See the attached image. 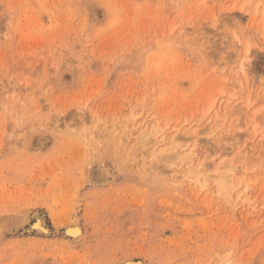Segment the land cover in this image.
I'll use <instances>...</instances> for the list:
<instances>
[{"label":"rangeland","instance_id":"rangeland-1","mask_svg":"<svg viewBox=\"0 0 264 264\" xmlns=\"http://www.w3.org/2000/svg\"><path fill=\"white\" fill-rule=\"evenodd\" d=\"M263 93L264 0H0V264H264Z\"/></svg>","mask_w":264,"mask_h":264},{"label":"bare ground","instance_id":"bare-ground-1","mask_svg":"<svg viewBox=\"0 0 264 264\" xmlns=\"http://www.w3.org/2000/svg\"><path fill=\"white\" fill-rule=\"evenodd\" d=\"M247 55V54H246ZM231 56H233V55H231ZM247 58H245L244 57V63L245 62H248V55L246 56ZM244 63H241V66H240V68H241V70L243 71V72H245V65H244ZM229 64V63H228ZM247 64H249V63H247ZM252 67V66H251ZM241 71V73H242V77H244V74H243V72ZM238 74V73H237ZM245 76H246V74H245ZM245 79V78H244ZM245 81V80H244ZM255 81V80H254ZM235 82H237L236 80H235ZM238 82H240V81H238ZM254 84H255V82H254ZM238 85V84H237ZM253 85V84H252ZM262 85V84H261ZM239 86V85H238ZM243 87V86H242ZM261 87V86H260ZM244 90V89H243ZM242 91V90H241ZM262 92H263V90H262ZM249 93V92H248ZM258 93H259V91H258ZM258 93L256 94V95H258ZM250 94H252L251 92L248 94L249 95V97H252V95H250ZM260 94V93H259ZM262 94V93H261ZM264 94V93H263ZM232 98V97H231ZM256 98H259L258 96L256 97ZM247 99H248V102L249 101H251V100H249V98H248V96H247ZM247 99H246V101H247ZM253 100H255L254 98H253ZM248 102H245L246 104L248 103ZM254 102V101H253ZM255 103V102H254ZM245 104V105H246ZM250 104V103H249ZM251 104H252V102H251ZM250 104V105H251ZM248 105V104H247ZM250 105H248V106H250ZM252 108V107H251ZM258 111H260V110H258ZM263 111V110H262ZM261 111V112H262ZM254 112V111H253ZM259 113V112H258ZM254 114V113H253ZM251 123V122H250ZM255 126V125H254ZM246 127V126H245ZM151 129V128H150ZM157 129L158 128H156V130L154 131V135H155V132H156V134H158L157 132L160 130H158L157 131ZM162 130L163 129H161L160 131L162 132ZM145 132V131H144ZM160 133V132H159ZM151 135L153 136V133H151ZM150 135V136H151ZM142 136V135H141ZM141 136L139 137V141H141ZM145 136H146V134H145ZM145 136H144V138L143 139H145ZM149 136V135H148ZM148 136H147V140H148V142H149V139L150 138H148ZM156 135L154 136V137H152V138H155V142L156 143H158L156 140ZM163 138V137H162ZM161 138V139H162ZM171 139H173V141H171V142H169V143H171L172 145L171 146H173V147H171L170 149H173L174 148V150H173V152L172 153H170V151H169V153H168V151H166V154L165 153H163L165 156L163 157V154H162V156H161V153L164 151H159V156L160 157H163L162 159L161 158H158L159 156L158 155H156V153H154L156 156H158L157 157V159L159 160V159H161V162H160V160H159V162L160 163H171L172 165L173 164H175L178 160L180 161L181 160V157L183 156V155H188V157L187 156H184L185 157V159H187V160H191L192 161V159H194L193 158V156H194V152L192 151H190V150H188V152H183V155H181V157H180V151H181V149L182 148H180V144L179 143H181V141L179 142V140L177 141V138H171ZM146 140V141H147ZM152 140V139H151ZM150 140V141H151ZM160 140V139H159ZM144 141V140H143ZM179 142V143H178ZM141 143V142H140ZM151 143V142H150ZM148 144V143H147ZM147 144H144L145 146L147 145ZM152 145L154 144L155 145V143H153V140H152V143H151ZM159 144V143H158ZM157 144V145H158ZM143 145V144H142ZM144 146V147H145ZM168 146V145H167ZM183 146V145H182ZM166 147V146H165ZM165 147H163V148H165ZM157 148V147H156ZM155 149V148H154ZM184 149V148H183ZM188 149V148H187ZM191 149V148H190ZM146 151V150H145ZM172 151V150H171ZM158 153V152H157ZM168 153V154H167ZM187 153H189V154H187ZM153 154V153H152ZM151 154V155H152ZM182 154V153H181ZM154 156V155H153ZM155 157V156H154ZM150 158H151V156H150ZM156 158V157H155ZM156 159V160H157ZM184 158H182V162H184L183 160H185ZM150 160V159H149ZM186 160V161H187ZM141 161V160H140ZM148 162V161H147ZM146 162V163H147ZM157 162V161H156ZM181 162V163H182ZM149 163V162H148ZM154 163V162H153ZM155 164H157V163H155ZM169 164H167V165H169ZM151 165V164H150ZM154 165V164H153ZM101 166H103V165H101ZM158 165H156V167H157ZM170 166V165H169ZM188 166V165H187ZM205 166H206V164L203 162V161H200L199 163H198V166H196L197 168L195 169V168H193L192 166H188V168H187V170H188V172H187V174H196V175H198L197 173H201V171H202V168H205ZM150 167H154V166H150ZM162 167H164V166H158V171H157V173L156 174H153L152 172H147V181H148V185H150L151 187H157L158 186V173H160V171H162L161 170V168ZM166 167V166H165ZM175 167V166H174ZM180 167V166H179ZM168 168H170V167H168ZM166 169V170H168L169 171V169ZM193 168V169H192ZM106 169V168H105ZM105 169H102L99 173H97V179L99 180V181H101L102 183H105V182H107L108 180V170L110 169H108V170H105ZM152 169V168H151ZM156 169V170H157ZM176 169V168H175ZM186 169V168H185ZM205 169H207V168H205ZM111 170V169H110ZM156 170H154V171H156ZM164 170V169H163ZM166 170H164V171H166ZM181 170H183V169H181ZM247 169L245 168V170H243V171H246ZM144 171V170H143ZM153 171V170H152ZM153 171V172H154ZM207 171V170H206ZM110 172H112V171H110ZM235 172V170L233 169V168H231V169H229L228 170V174L227 175H224V172H223V174H220V175H223V176H219L220 178H218L219 180H217V182H215L216 183V188L218 187L219 188V192L218 191H216V192H218L217 194L219 195H221L222 196V198H223V196L225 197V199H226V201L228 202V203H230V204H234L235 202H234V200H232V191H235L237 188H239L242 184H245V183H243V181H244V179H238L237 181H236V179L234 178V176H233V173ZM162 173H164L163 171H162ZM178 173V172H177ZM205 173H207V172H205ZM226 173V172H225ZM94 174H96V172L94 173ZM203 174V173H202ZM159 175H161V173L159 174ZM164 175V174H163ZM166 175V174H165ZM209 176V175H208ZM207 175H206V177H208ZM95 177V176H94ZM146 177V176H145ZM185 177H187L186 175H185ZM198 177H199V175H198ZM198 177H196V179L198 178ZM203 177V176H202ZM211 177V176H210ZM207 178V179H214V177L212 176V178ZM184 178V177H183ZM200 178V177H199ZM199 178H198V180L197 181H199ZM96 179V178H95ZM96 179V180H97ZM188 179V178H187ZM195 178H194V183H195V180H196ZM189 180V179H188ZM189 181H191V179L189 180ZM202 181L204 182V178H202ZM208 181V180H207ZM214 181H216L215 179H214ZM109 182V181H108ZM100 183V182H99ZM101 183V184H102ZM161 183V182H160ZM163 183V182H162ZM205 183H207V182H205ZM213 183V182H212ZM200 184H202V183H200ZM247 185H249V184H247ZM161 187V186H160ZM249 187V186H248ZM248 187H245V188H248ZM200 189H201V187H200ZM201 192V191H200ZM237 195V199H241V197H243V199H241L240 201H244L245 199H244V193H243V190L242 191H238V193L236 194ZM236 201H238V200H236ZM236 205H237V203H235ZM239 205V204H238ZM237 205V206H238ZM233 206H235V205H233ZM27 213V212H26ZM25 213V215H28V213L26 214ZM36 212H34V214H35ZM38 214V213H37ZM24 214H22L21 215V218H22V216H23ZM36 215V214H35ZM30 216V214L28 215V216H26L22 221H21V219H20V222H22V224L21 225H24V223H29V219H28V217ZM32 216V215H31ZM37 216V215H36ZM34 219H36L35 220V222H33L31 225H30V227H29V229L27 230L28 231V233H31V232H33V231H35L37 234H41V235H48L49 234V231L50 230H48V228H46V226H45V223H44V221L41 219V218H34ZM32 221V220H31ZM78 223V222H77ZM17 225V224H16ZM19 225V224H18ZM214 226V225H213ZM23 227V226H22ZM25 227V226H24ZM15 228H16V226H15ZM16 230V229H15ZM65 230H66V234H67V236H70V237H72L73 239H78L79 240V238H81L82 237V235H83V231H82V228L79 226V224H71V225H69V224H67V228H65ZM13 231V230H12ZM24 231V230H23ZM10 232V231H9ZM17 232H19V231H17ZM13 233V232H12ZM27 233V234H28ZM19 234H21V233H19ZM223 261V260H222ZM208 262V261H207ZM123 264H143V262H141V261H139V260H137V259H134V258H128V259H126L124 262H123ZM218 264V263H217ZM220 264H228L227 262H225V261H223V262H220Z\"/></svg>","mask_w":264,"mask_h":264}]
</instances>
